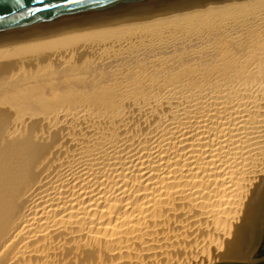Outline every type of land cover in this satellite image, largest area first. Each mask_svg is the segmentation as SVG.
<instances>
[{
    "label": "bare ground",
    "instance_id": "6f19581e",
    "mask_svg": "<svg viewBox=\"0 0 264 264\" xmlns=\"http://www.w3.org/2000/svg\"><path fill=\"white\" fill-rule=\"evenodd\" d=\"M263 217L264 0L0 43V264H209Z\"/></svg>",
    "mask_w": 264,
    "mask_h": 264
},
{
    "label": "water",
    "instance_id": "95a60500",
    "mask_svg": "<svg viewBox=\"0 0 264 264\" xmlns=\"http://www.w3.org/2000/svg\"><path fill=\"white\" fill-rule=\"evenodd\" d=\"M205 0H0V43ZM209 264H264V252Z\"/></svg>",
    "mask_w": 264,
    "mask_h": 264
},
{
    "label": "rangeland",
    "instance_id": "374dc122",
    "mask_svg": "<svg viewBox=\"0 0 264 264\" xmlns=\"http://www.w3.org/2000/svg\"><path fill=\"white\" fill-rule=\"evenodd\" d=\"M256 240V243L252 247V249L248 251H244L241 253V256L235 257L233 259H248L257 257L264 252V217L261 219V224L259 226V234Z\"/></svg>",
    "mask_w": 264,
    "mask_h": 264
}]
</instances>
